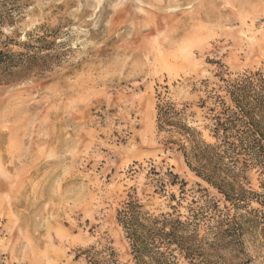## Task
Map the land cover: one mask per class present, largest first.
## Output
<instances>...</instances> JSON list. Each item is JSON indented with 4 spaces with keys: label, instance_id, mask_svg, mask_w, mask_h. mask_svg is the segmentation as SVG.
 I'll list each match as a JSON object with an SVG mask.
<instances>
[{
    "label": "rangeland",
    "instance_id": "obj_1",
    "mask_svg": "<svg viewBox=\"0 0 264 264\" xmlns=\"http://www.w3.org/2000/svg\"><path fill=\"white\" fill-rule=\"evenodd\" d=\"M0 12V264H134L117 221L132 199L197 227L194 261L177 264H264V172H240L255 210L221 238L200 206L230 204L170 142L180 130L157 123L171 102L214 142L201 104L221 72L264 73V0H0Z\"/></svg>",
    "mask_w": 264,
    "mask_h": 264
},
{
    "label": "trees",
    "instance_id": "obj_2",
    "mask_svg": "<svg viewBox=\"0 0 264 264\" xmlns=\"http://www.w3.org/2000/svg\"><path fill=\"white\" fill-rule=\"evenodd\" d=\"M4 17L0 12V66L9 62L10 56L1 49L8 44L2 32ZM225 74L230 76L221 72L222 85L211 88L213 93L207 95L214 101L205 105L204 100L201 104L206 107L205 127L214 142L205 141L196 127L181 124L179 117L184 112L176 109L174 103L162 101L157 105L158 128L168 125L180 130L181 136L170 142L181 151L190 170L216 188L230 204L219 207L216 203L209 205L210 200H206L200 206L201 215L215 219L214 233L221 238L239 233L240 227L232 224L243 215L237 210L243 207L246 213L255 210L248 207L256 193L244 188L240 172L249 166L264 172V73L244 72L233 78L224 77ZM218 90L224 94H216ZM117 221L130 243L134 264H177L180 257L190 263L194 261L196 251L191 241L196 238L197 227L188 233V224L180 220L175 210L153 216L132 199L117 211Z\"/></svg>",
    "mask_w": 264,
    "mask_h": 264
}]
</instances>
